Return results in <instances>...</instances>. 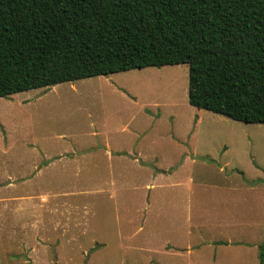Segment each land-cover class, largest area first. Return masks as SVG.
<instances>
[{
	"label": "rangeland",
	"instance_id": "374dc122",
	"mask_svg": "<svg viewBox=\"0 0 264 264\" xmlns=\"http://www.w3.org/2000/svg\"><path fill=\"white\" fill-rule=\"evenodd\" d=\"M188 89L171 64L0 97V264H260L264 123Z\"/></svg>",
	"mask_w": 264,
	"mask_h": 264
},
{
	"label": "trees",
	"instance_id": "16d2710c",
	"mask_svg": "<svg viewBox=\"0 0 264 264\" xmlns=\"http://www.w3.org/2000/svg\"><path fill=\"white\" fill-rule=\"evenodd\" d=\"M171 64L191 105L264 123V0H0V97Z\"/></svg>",
	"mask_w": 264,
	"mask_h": 264
}]
</instances>
